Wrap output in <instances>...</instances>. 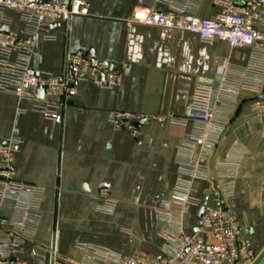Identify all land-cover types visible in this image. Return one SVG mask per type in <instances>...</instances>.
<instances>
[{"label":"crops","instance_id":"0c3cea01","mask_svg":"<svg viewBox=\"0 0 264 264\" xmlns=\"http://www.w3.org/2000/svg\"><path fill=\"white\" fill-rule=\"evenodd\" d=\"M89 14L49 29L33 38L25 57L18 49L9 55L13 65L35 75H62L67 52L90 53L98 60L123 64L122 81L103 88L82 81L77 93L59 109L61 123L46 118L36 103L0 90V143L20 139L12 163L18 180L44 189L39 223L33 240L21 249L32 260L34 243L49 247L56 238L62 255L84 261L96 246L121 256L139 251L174 260L164 238L167 223L159 209L176 199L187 182L193 204L182 217V228L194 234L200 210L212 201L220 184L217 164L228 157L240 161L235 181V207L254 264H264V125L245 119L255 107L254 92L230 78L229 94L217 69V59L229 58L234 68L250 65V49H233L215 39L204 42L192 32L171 30L132 21L144 0H85ZM214 0H200L197 15L212 18ZM156 8L167 11V5ZM9 32L23 37L27 25L6 10ZM201 79L212 84L211 107L229 125L212 157L200 154V144L189 146L197 123L191 118L194 91ZM264 92V81H263ZM142 115L137 131L119 126L118 113ZM208 166V178L185 173L180 159ZM115 204L100 210L103 195ZM11 217L12 211L0 205ZM97 264H110L108 261ZM200 264V263H195Z\"/></svg>","mask_w":264,"mask_h":264},{"label":"built area","instance_id":"2783aa9c","mask_svg":"<svg viewBox=\"0 0 264 264\" xmlns=\"http://www.w3.org/2000/svg\"><path fill=\"white\" fill-rule=\"evenodd\" d=\"M200 0H144L133 12L132 21L171 30L197 34L204 42L220 39L233 49H250V65L234 68L229 58H218L217 69L226 83L223 91L229 94L230 78L238 80L240 89L254 92L255 107L246 120L264 125V0H214L217 13L212 18L199 17ZM167 5V11L156 4ZM6 10L16 11L27 25L23 37L0 30V90L36 103L37 109L46 118L61 123L63 114L59 109L77 93V84L82 81L103 88H116L122 81L123 64L98 60L91 54L67 52L62 75H35L28 69L9 62L10 53L18 49L27 57L33 38L44 32L46 39H54L49 29L53 25L67 26L72 17L88 15L85 0H0V27L5 25ZM45 94L39 97L38 89ZM232 94L235 95V93ZM236 96V95H235ZM212 84L201 79L194 91L191 118L197 123L189 146L200 144V154L212 157L229 125V119L218 117L212 107ZM119 126L137 131L142 115L120 112ZM20 139L12 138L0 143V205L11 209V217L0 211V264H168L150 253L139 251L132 256H121L107 249L90 246L84 261H75L62 255L54 237L49 247L34 243L32 260L27 261L21 246L33 240L39 223V209L44 189L20 181L15 176L12 163L18 151ZM185 173L195 178H208L210 169L193 163L191 157L180 159ZM240 161L228 157L217 164L220 184L212 194V201L198 214L194 234L182 228V217L194 200L187 182L179 184L176 199L159 209L160 218L167 223L164 238L168 253L174 260L189 264H254L257 253L249 247L235 207V181ZM103 195L100 210L109 213L114 202Z\"/></svg>","mask_w":264,"mask_h":264},{"label":"water","instance_id":"95a60500","mask_svg":"<svg viewBox=\"0 0 264 264\" xmlns=\"http://www.w3.org/2000/svg\"><path fill=\"white\" fill-rule=\"evenodd\" d=\"M0 30L9 31V28H8L7 25H4V26L0 27ZM90 53H91V55H92V58H93L92 60H93L94 64H96L97 61H98V59L95 57V53H94V51H93V50H90ZM32 74H33V73H32ZM44 94H45V89H44V87H40V88L38 89V95H39V97H43ZM144 121H145V118L141 119L136 125L138 126V125H140L141 123H143ZM202 210H203V208L200 210V212H199L200 214L202 213ZM196 230H199V227H196Z\"/></svg>","mask_w":264,"mask_h":264}]
</instances>
